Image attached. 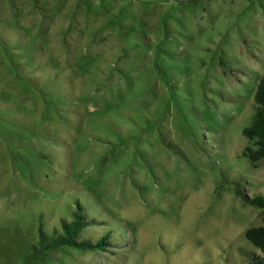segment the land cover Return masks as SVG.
I'll use <instances>...</instances> for the list:
<instances>
[{
  "label": "rangeland",
  "instance_id": "374dc122",
  "mask_svg": "<svg viewBox=\"0 0 264 264\" xmlns=\"http://www.w3.org/2000/svg\"><path fill=\"white\" fill-rule=\"evenodd\" d=\"M0 39V264L259 254L262 211L238 189L264 194L243 156L264 0H0ZM78 203L94 219L78 239L110 230L107 250L27 247Z\"/></svg>",
  "mask_w": 264,
  "mask_h": 264
},
{
  "label": "trees",
  "instance_id": "16d2710c",
  "mask_svg": "<svg viewBox=\"0 0 264 264\" xmlns=\"http://www.w3.org/2000/svg\"><path fill=\"white\" fill-rule=\"evenodd\" d=\"M1 41V43L4 44L7 42L6 40ZM32 66H35L33 62L31 66L28 67L31 68ZM26 70L31 71V69L28 68ZM22 75L24 77L22 79L27 81L28 84H32L31 82L34 83L36 80V78L33 79L32 73L28 75L22 73ZM244 135L248 139L249 145L243 152V156L254 163L264 161V74L261 75L257 81L254 95V116L251 125L245 128ZM242 192L241 189H238V194L243 196L247 204L262 211L264 220V194L256 193L251 196L250 194H243ZM93 223L94 219L90 216L89 212L86 211L85 205L78 203L76 208L72 211L71 217H64L61 220L60 227L55 229L56 231L53 230L52 233L49 234L44 230H40L38 244L28 241L27 247L36 254L57 250L64 246L91 251L107 250L111 245V237H113L111 235L112 231L110 230H104V233L94 238L93 241L78 239L79 233L85 228L93 225ZM246 236L248 241L259 251V254L250 255L248 264H264V226L250 228Z\"/></svg>",
  "mask_w": 264,
  "mask_h": 264
}]
</instances>
